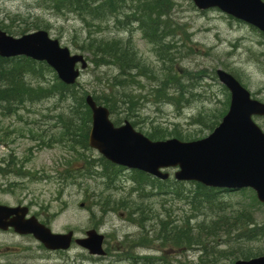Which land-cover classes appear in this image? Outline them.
Instances as JSON below:
<instances>
[{
	"label": "rangeland",
	"instance_id": "1",
	"mask_svg": "<svg viewBox=\"0 0 264 264\" xmlns=\"http://www.w3.org/2000/svg\"><path fill=\"white\" fill-rule=\"evenodd\" d=\"M170 1L174 7L171 11L172 29L169 30L179 33L176 38L168 39L175 40L179 48L174 70L176 73L180 72L181 77L186 73L205 72L204 78L195 83L196 90L191 89L199 96L192 98L180 111L170 103L154 104L149 95L151 81L139 76L136 79L147 87L131 86L127 89L134 98L133 101L138 103L136 114L126 119V110L121 108L119 113L111 116V120L115 122L122 119L117 126L128 120L137 131L145 135L150 128L157 126L169 132L178 127L185 134H190L191 140H197L207 137L210 132L202 131L199 126H191L190 119L199 113L219 115L226 109L227 92L215 75L218 69L233 74L255 99L264 103V38L254 28L231 19L218 10L200 12L191 0ZM121 10L117 15H108L90 25L87 23L92 21L90 17L82 19L80 15H66V11L61 9L56 12L47 0H0V29L15 38L46 30L52 39L58 40L72 54L84 55L88 68L82 72L78 82L89 94L104 96L110 93L118 72L112 67L97 68L91 63L92 58L85 49L93 39H116L123 40L124 43L130 41L143 67L159 73L164 70L155 45L144 38L137 25H132L131 30L116 27L115 20H121L124 27L130 24V20L123 18ZM159 76L163 77V74ZM67 112L66 104L46 99L11 116L0 113V158L12 157L16 162L20 161L23 171L30 176L19 178L18 198L6 201L30 205L40 221L46 222L54 233L66 234L73 231L76 238H83L88 230L96 229L105 235V249L108 253L104 258H95L73 245L70 252L60 257L62 263L58 256L41 250H36L35 253L45 256L44 258L36 256L34 260L32 257L27 261L33 260V264H129L123 260L127 251L124 242L135 239L140 231L128 221L127 209L122 205L129 204L132 199L138 202L143 196L140 193H130L133 190L132 171L128 169H122L115 188L107 176L99 178L96 175L98 178L79 179L76 183L71 181V184H67V171L83 167L82 158L79 157L74 162L77 156L70 151V146L63 137L58 135V128H49L54 121L45 119V116L57 114L66 117ZM254 120L264 131V118L256 117ZM135 122L137 124L134 125ZM82 152L90 160L98 161L100 158L96 151L89 149ZM170 173L173 175L174 171ZM98 195L100 196L97 197ZM222 195L239 210L246 211L258 224L264 225V205H256L251 192ZM159 201V198H153L151 202L145 201L143 204L159 214L162 212ZM156 202L158 204H154ZM118 204L121 205L116 207ZM177 207L183 208L182 205ZM103 209L107 212L105 217L101 213ZM181 211L182 214L186 213ZM137 217L136 214L135 219ZM152 221L145 224L148 230L156 223ZM253 246L257 252L264 253V239L255 242ZM136 252L145 255L159 254L158 248L146 247L125 255ZM174 253L171 252L170 255ZM193 256L189 255L188 261H193Z\"/></svg>",
	"mask_w": 264,
	"mask_h": 264
},
{
	"label": "trees",
	"instance_id": "2",
	"mask_svg": "<svg viewBox=\"0 0 264 264\" xmlns=\"http://www.w3.org/2000/svg\"><path fill=\"white\" fill-rule=\"evenodd\" d=\"M47 2H50V7L56 12H60L63 0ZM69 2L73 5L76 2L77 6L82 5L83 15L93 21L108 15H117L122 9L123 18L139 25L144 38L155 45L157 56L163 63L164 70L160 73L143 67L130 41L124 43L123 40L97 38L98 40L93 39L90 42L85 51L90 54L91 63L97 68L112 67L118 72L108 95H92L96 103L108 108L112 115L119 113L121 108L126 110V119L136 114L138 103L133 101L134 98L127 89L131 86L147 87L136 79L139 76L151 81L149 95L154 104L170 103L180 111L192 98L199 96L191 89L196 90L195 83L204 78L205 72L186 73L181 77L180 72L176 73L174 70L175 56L179 53V48L175 40H168L176 36L174 31L169 30L172 29V1L99 0L101 5L94 10L86 8L88 0ZM115 23L118 29H125L121 20H115ZM262 36L264 38V35ZM133 71L136 73L133 74ZM159 74H163V77ZM172 89L174 92H171ZM88 94L79 82L74 86L62 84L45 63H37L25 57L0 58V113L3 116H11L46 99H55L59 104H66L68 116L57 114L45 116V119L54 121L50 130L52 126L58 128V135L63 137L70 146V151L77 156L74 162H77L79 157L82 158L83 167L67 171V184H71V181L76 183L79 179L90 180L107 176L115 188L122 169L103 158L98 161L90 160L82 152L89 150L91 112L85 102ZM228 103L227 94L226 109L222 113H199L190 119V125L211 132L226 113ZM42 117L44 118V115ZM121 120H115V125ZM146 135L152 140H165L171 136L181 141H192L190 134H185L178 127L169 132L157 126L150 128ZM131 180L132 191L140 193L143 199L138 202L132 199L129 204L122 205L127 209L129 222L140 231L135 235V239L125 240L126 253H134L138 248L147 247L156 250L158 248L159 254L125 253L123 260L129 264H233L238 259L247 260L264 254L257 252L253 246L255 242L264 239V225L258 224L246 211L239 210L233 203L225 200L220 192L198 183H179L174 180L162 182L137 171L132 172ZM153 198L160 200L162 212L159 214L143 204L145 201L151 202ZM178 205L183 208H176ZM103 210L102 216L107 214L106 209ZM181 210L186 213L182 214ZM178 211L180 212L177 214ZM135 213L138 215L137 219ZM152 220L156 223L148 230L145 224L152 223ZM171 252L175 253L170 255ZM189 255H194L193 261H188Z\"/></svg>",
	"mask_w": 264,
	"mask_h": 264
},
{
	"label": "water",
	"instance_id": "3",
	"mask_svg": "<svg viewBox=\"0 0 264 264\" xmlns=\"http://www.w3.org/2000/svg\"><path fill=\"white\" fill-rule=\"evenodd\" d=\"M199 10L216 8L221 12L251 25L264 33V0H192ZM25 56L45 62L65 85H73L88 63L83 55L72 54L40 30L13 38L0 30V57ZM219 81L229 90L230 107L220 125L206 138L181 142L177 139L151 141L134 130L126 121L115 127L110 113L98 105L92 96L86 104L92 114L89 146L115 165L138 170L160 180L170 177L166 170H174V179L197 182L206 187L228 190L252 188L264 204V133L253 117H264V103L251 97L232 75L217 71ZM21 211V210H19ZM12 226L21 235L33 234L48 250H68L73 233L54 234L36 219H15L11 224L0 223V228ZM104 236L95 230L75 243L91 256L104 257ZM235 264H264V256L239 260Z\"/></svg>",
	"mask_w": 264,
	"mask_h": 264
},
{
	"label": "flooded vegetation",
	"instance_id": "4",
	"mask_svg": "<svg viewBox=\"0 0 264 264\" xmlns=\"http://www.w3.org/2000/svg\"><path fill=\"white\" fill-rule=\"evenodd\" d=\"M99 0H89L87 6H98ZM74 8L77 10L76 4ZM65 14H73L70 8H63ZM68 11V12H67ZM78 13V12H75ZM16 162L12 157L8 159L0 158V223L9 224L13 220L22 217L23 220H32L37 218L38 221L46 226H49L46 222L40 221L37 214L32 211L30 205H24L19 202L6 201L10 199L18 198V170L16 168ZM21 210V211H19ZM41 250L50 255L58 256L60 263V257L63 256L62 251H48L40 243H38L32 235H19L15 230L7 226V228H0V264H33L34 257L44 258L45 256H39L35 251ZM33 260L28 262L29 258Z\"/></svg>",
	"mask_w": 264,
	"mask_h": 264
}]
</instances>
